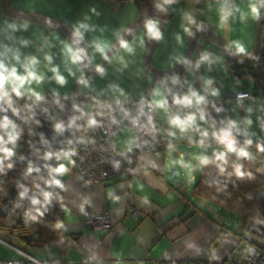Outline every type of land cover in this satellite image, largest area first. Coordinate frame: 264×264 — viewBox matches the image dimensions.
<instances>
[{"label": "crops", "instance_id": "1", "mask_svg": "<svg viewBox=\"0 0 264 264\" xmlns=\"http://www.w3.org/2000/svg\"><path fill=\"white\" fill-rule=\"evenodd\" d=\"M29 2L30 0H9V6L17 12L49 16V18L61 21L71 27L75 24L69 21L72 19L71 16L67 13L65 16L66 8L63 6L62 9H54V7L40 9L30 5ZM203 4L196 6L195 3H175L167 12L166 28L174 27L177 15L194 11L193 9L201 10ZM151 5L153 4L145 3L144 7L141 6L138 15L128 19L124 27H129L137 19V16L139 17ZM200 14L199 11L193 13L198 24L215 26L212 23L215 20L214 15L205 13L204 16L201 15L200 17ZM10 22L27 23L29 27L12 31L7 29V23ZM216 26L220 28L218 25ZM194 28L195 26L192 30ZM228 28V26L224 28L225 33L228 32ZM216 30H219V35L227 43L236 39L232 31L226 35L223 29L222 31H220L221 29ZM140 31L142 30L140 29L136 33ZM52 32L59 33L64 38H71L68 34L45 23L7 15L2 9V0H0V52L4 51L2 45L7 44L12 48H18L22 56L40 55L39 50L43 43V37L49 36ZM7 34H10L12 39L7 38ZM21 40H27L28 44H21ZM199 40L200 43L197 44L196 51L192 56L194 59L193 66L187 71V75L182 81V84H186V90H188V82L191 76H195L194 88L196 90L204 83L205 76L201 77L199 72L201 65L199 68H196L195 65L200 54L205 50L221 57V63L228 69L230 77L234 78L230 82L238 84L235 80L240 78L232 73L223 52L216 43L215 47L212 44L213 39L209 36H202ZM186 41L188 42L189 38ZM243 43L251 54L255 47V35L252 29L245 33ZM186 47L187 44L183 47L182 45L179 46L180 49L170 55L172 58L169 61L160 57L158 61L162 64L170 63V67H162V69L175 66L178 63L175 58L182 56L180 54H183ZM47 50L54 53V63L61 64L63 67L58 48L53 47ZM146 50L142 47L139 53L138 60L141 61V64L144 61ZM9 55L11 54L9 53ZM100 60L97 57L95 62L100 63ZM213 64L217 70L219 62ZM204 65L206 66L207 63ZM83 72L89 84H95V90L78 82L79 73L76 76H69L66 72L64 74L67 77V82L64 85L46 79L38 86V90L43 93L44 97L52 94L70 95L89 91L94 93L95 91L106 92V89L98 85L101 74L96 76L93 74V78L89 79L90 73L84 69ZM48 75L50 76L51 73ZM210 79L213 81L212 84H218L214 74L211 75ZM241 100L246 99L239 101ZM171 104L174 103L168 102V105ZM160 122L166 124L168 120L165 123ZM261 131L264 132V127L261 128ZM167 136L168 134L166 135L168 146L170 143H185L176 142V139L174 142L169 141ZM131 138L132 132H130L124 149L119 148L115 142L116 147L126 150ZM260 140L264 144L263 136ZM185 144L190 148L189 143ZM168 146L164 151L142 155L140 164L135 167L133 174L105 183H83L79 178L78 167L70 170L63 176L65 185L63 230L65 234L56 243L25 250L48 264H222L227 261L231 253L237 248V235L230 231L231 234L225 237L223 230L229 229L226 226V217L221 215L219 210L207 201H203L194 195L197 200L194 202V199L186 193L184 189L186 182L184 183L182 170L178 167L171 169L166 167ZM177 151L178 149L174 151V156ZM188 158L190 157L186 156V159ZM174 169L178 170L181 183L173 179L172 172ZM193 177V180L197 179L195 175ZM133 209L141 212L142 216L135 217ZM103 214L110 216L113 224L111 229L86 222L89 218ZM13 253L14 256L10 259L19 257L16 252L13 251ZM10 259L0 257V260Z\"/></svg>", "mask_w": 264, "mask_h": 264}, {"label": "clouds", "instance_id": "2", "mask_svg": "<svg viewBox=\"0 0 264 264\" xmlns=\"http://www.w3.org/2000/svg\"><path fill=\"white\" fill-rule=\"evenodd\" d=\"M154 3L157 9L167 13L176 3V0H154ZM207 7L215 10L218 17V26L222 29L226 28L229 19H235L237 14L241 21L247 19L259 21L261 18H264V0H246L243 3H237L236 0H214V2L208 3ZM92 11L95 12L96 10L93 8ZM88 20L89 17L85 16L83 20L72 25L71 38H64L56 32L43 37V43L39 50L40 55L29 54L22 56L18 48H12L7 44L2 45L4 51L0 52V114H2L0 115V171H3L5 167H13L10 161L15 155L16 143L24 130L19 123L7 114L9 109L13 116L18 117L21 121L27 122L31 119L30 116L22 115L21 110L13 106L11 94L14 93L16 97L27 95L32 99L33 104L43 101L45 97L38 90V86L46 79L54 80L57 84L64 85L67 82L65 72L69 76H76L79 73L80 75L77 77L78 82L87 87L89 81L84 76V67L94 64L98 73L101 75L105 73V68L100 63L95 62L97 57L109 63L115 61L121 66L127 67V57L135 54L138 46L143 47L146 40H160L163 38L161 21L153 17L146 19L143 23L142 31L139 34H133L131 39H125L123 33H131L132 30L128 27H122L114 31L112 39L96 37L88 40L86 39V33L95 31V26L90 24ZM183 20L185 21L182 25L183 31L189 36L193 34V26L200 27V24L197 23L196 18L191 12H184ZM28 27L27 23H7V29L12 31L27 29ZM7 38L12 39L10 34H7ZM176 39L179 43H182V38L179 34H177ZM20 43L27 45L28 41L21 40ZM82 44L83 46H81ZM53 47L58 48L59 54L62 57L63 67L61 64L54 63V53L47 50ZM226 47L236 54L250 55L245 45L238 39L230 40ZM175 59L179 62L182 57L178 56ZM220 60L221 57L219 55H213L211 52L205 50L200 54L195 67L199 68L204 63L211 66L214 62H219ZM48 73H51V75L49 76ZM171 79L173 84L179 83L176 77H172ZM212 83L211 79L205 78L203 85L204 94H201V91L196 90L189 84L187 92L183 95H175L173 100L178 105L194 108L196 111L185 112L184 114L174 113L168 115L167 118L170 126L168 129L169 137H175L178 133L181 136L186 133H199L200 138L198 140H194L191 135L188 136L189 144L201 149L199 152L188 154L180 152L179 155L174 156L173 153L176 150V146L171 143L168 146L166 167L168 169L173 167L181 169L184 178L189 184L194 179V170H198L208 164H214L218 168L219 173L226 177L251 178L253 175L242 163L238 162L240 158L252 159L254 154L249 150V146L253 143L251 139H247L243 145H239L233 135V131H241L236 121H227V126L219 130L215 129L213 122L211 124L212 131H209L207 128H201L197 123L198 120L205 121V109L202 105L206 106L209 103L207 95L215 96L219 94L218 90L212 87ZM162 84H164L163 81L156 84L150 103L153 107L163 109L168 113L170 109L165 92L161 87ZM164 86L166 88V84ZM120 91L122 92V90ZM28 107L31 108L32 105H28ZM74 107L81 112V116L72 117L67 125L63 121L55 123L54 128L57 133L63 134L66 127L80 128L81 126L76 122L83 116L87 117V127L98 124L93 114L85 113L78 105H74ZM220 110V108H216L217 112ZM205 122L208 123L207 121ZM245 123L251 125L252 120L246 119ZM210 136L223 146L221 150L214 149L211 157L203 151V149L209 146L207 140ZM72 143V140L68 141L69 145ZM9 144L12 147H9ZM256 148L259 152L264 153V144L258 143ZM229 153H235L237 161H229ZM76 155L77 150L74 147L57 152L51 150L45 151L43 153L45 161H49L55 157V160L59 163L55 166L48 163L44 165L48 171V175L47 177L38 176V179L42 183L34 182L32 188L23 184L19 185L21 190L14 210L22 208L23 201L27 199L29 206L23 209V216L26 222H38L49 211V206L54 200H63L60 190H63L65 185L61 177L69 173L71 166L75 165L76 161L74 157ZM186 155L190 158L186 159ZM229 164H231V170H228ZM258 171L264 172V168H260ZM33 172L39 174L41 169L34 166L32 162H29L25 175L28 176ZM54 226L56 228H63L64 223L57 221ZM252 229L254 231L245 230L244 236L249 239L264 240V219L254 218ZM241 243L245 245L244 252L249 254L255 252V247L248 242V239L242 240Z\"/></svg>", "mask_w": 264, "mask_h": 264}, {"label": "trees", "instance_id": "3", "mask_svg": "<svg viewBox=\"0 0 264 264\" xmlns=\"http://www.w3.org/2000/svg\"><path fill=\"white\" fill-rule=\"evenodd\" d=\"M108 2H124L128 0H106ZM138 4L150 3L154 4V0H135ZM185 3L203 4L208 2H214V0H181ZM142 29V28H141ZM220 49V47L217 45ZM221 50V49H220ZM222 51V50H221ZM223 52V51H222ZM232 73L238 78L251 77L258 84H261L264 89V47L261 45L257 55L250 62H239L229 57L223 52ZM193 57L189 61V66H193ZM253 66L251 70L250 67ZM256 74L253 76V74ZM187 75V70L181 73L178 86L182 90L178 92L179 95H183L187 92L186 84H182V81ZM241 92H248V90L241 89ZM183 92V93H182ZM238 92L234 94L236 96ZM14 94V93H13ZM250 94V93H249ZM259 97V94H254ZM60 96V95H57ZM62 96V95H61ZM233 96H226L221 94L219 97H210L209 103L205 109V121L210 125V131H212L211 124L214 122L216 130L227 126L228 118L232 119L230 107L226 103L227 100L232 99ZM264 98V97H263ZM13 106L21 110V114L24 116H30L27 122L21 121L18 117L13 116L9 109L8 115L21 125L24 129L16 143L15 151L17 156L14 155L11 158L12 168L5 167L3 171H0V233L8 235L12 239L18 242V245L13 244L22 249H31L34 247H42L59 241L60 237L64 235L63 228H56L54 225L57 221L64 222L65 220V205H64V189L60 190L63 197L62 201L54 200L49 206V211L38 222L25 221L23 216V209L29 206V201L25 199L22 203V208L15 209V203L18 199L20 188L19 185L23 184L32 188L34 182H40L38 176L47 177L48 171L44 167L46 163L55 166L58 161L53 157L49 161L43 159V153L46 151L42 149L36 139V132L42 128L43 125L35 119L29 111H27L23 102L13 98ZM215 105V107H213ZM170 108L169 115L174 113L184 114L185 112H194V108H189L184 105H178L176 103L168 105ZM216 108H220L219 112ZM199 114V113H197ZM2 115V114H0ZM165 135L168 134L169 124H161ZM242 128L245 126L242 125ZM236 132V131H235ZM239 137V145H243L244 141L251 139L252 145L249 146V150L253 152L252 159L240 158L238 161L242 163L245 168L253 173L251 178H237L226 177L219 173L218 168L214 164L204 165L200 168V177L197 180L193 194L207 202L218 205L238 217L242 222L241 231L233 230L232 228L226 229L234 232L237 237L244 235L245 230H253L252 225L254 218L264 219V172L258 171L260 168H264V153L257 150L256 145L258 143L263 144L261 140L254 138L249 134H243L236 132ZM195 134V132H193ZM6 138V137H5ZM198 137L194 140H198ZM176 142L189 143L188 137L179 136L175 140ZM168 142V141H167ZM208 143H214V139L207 140ZM217 145V144H216ZM12 147L11 144L8 145ZM39 150V151H37ZM211 157V156H210ZM229 161H237L235 153L228 154ZM32 162L34 166L39 167L41 172L39 174L33 172L26 176L25 172ZM7 163V162H5ZM231 170V164L229 169ZM63 181V177H61ZM43 186V185H42ZM239 230V229H238ZM2 239V238H1ZM4 240V239H3ZM264 244V240H258ZM181 264V263H180ZM186 264V263H185ZM222 264H235L228 258Z\"/></svg>", "mask_w": 264, "mask_h": 264}, {"label": "rangeland", "instance_id": "4", "mask_svg": "<svg viewBox=\"0 0 264 264\" xmlns=\"http://www.w3.org/2000/svg\"><path fill=\"white\" fill-rule=\"evenodd\" d=\"M236 2L243 3V2H246V0H236ZM180 3L182 4L183 1L176 0V4H180ZM208 3H211V2H208ZM208 3H204L203 8L201 10L193 9L194 11H190V12L192 14L193 13L195 14V13H198L199 11L201 13L200 17L201 15L204 16L205 13L208 15H214L215 20L212 23L215 26L212 27L211 25H208V24L206 25L210 26L213 29V31L219 35L218 33L219 30H216V29H221L220 31H222V28H218L216 26L218 25V17L214 9H209L207 7ZM29 4L35 7L37 6L40 9H50L53 7L54 9H58V8L62 9L61 7L63 6L64 8H66L64 11L65 16H66V13L69 16H71L72 19H70L69 21H71L72 23H76L80 20H83L85 16H88L89 17L88 22L95 26V31L86 33V39L88 40L96 38V37H104V38L112 39L114 31L119 28L124 27V24L126 23V21L130 19L131 17H135L136 15H138L139 8L141 6L142 7L145 6V3L138 4L135 0H128L124 2H112V3L106 0H30ZM195 5L199 6L197 4ZM93 8L96 10L95 12L92 11ZM177 16H178L177 20L174 22V27L171 29L169 27L165 28L164 33H163V38L161 39L160 44L158 45V47L156 48L153 54V57H152L153 64L159 70H165L164 68L162 69V67H170L169 66L170 63H168L167 61H169L172 58L170 57L172 53L180 49L179 46L181 47L182 45L183 47V45L185 46L187 44V47L185 51L183 52V54H180L182 56H179L182 58L188 48L192 35L189 36L187 33L183 31L182 25L185 23V21L183 20V15H177ZM46 17H49V16H46ZM259 21L254 22L251 19L241 21L237 14L235 19H232V18L229 19L228 32L225 33L224 28H223V32L226 35H229L232 31L234 37L238 40H241V42L243 43L245 40V33L249 29L250 30L252 29L255 35V39H256V29H257ZM194 29L192 30V32L194 31ZM139 33H135V34H139ZM177 34L181 36L182 43H179L177 41L176 39ZM220 37L224 40L222 36ZM188 38H189V41L187 42L186 39ZM147 42L148 41L146 40L143 46L145 50L147 48L144 58H143L144 60L142 63L143 66L141 64V61L138 60L140 56L139 53L142 50V47H139V46L137 47L135 54L127 57V60H128L127 67H123L118 62H115V61H113L112 63L107 62V64L104 66L105 73L104 75H101L100 84H98L100 87H103L104 89H106V92L100 93V92L95 91L97 96L103 97V98H109V99H122V98L126 99L129 97H151L152 99L153 89L155 88L156 84L160 82H158L157 76L148 68V65H147L148 50H149V47L151 46V42L149 43V46H147ZM199 43H200V40L198 41V44ZM212 44H214V47H215V42L213 40H212ZM261 45H263L264 47V30L262 32ZM181 49H184V48H181ZM160 57L161 59L167 60L166 61L167 63L162 64L161 62H159L158 60ZM166 69H169V68H166ZM199 72H200L201 77H203L204 75L205 78H209V79L211 75L214 74L217 80L218 84H212V87L217 89L219 94L215 96L208 94L207 95L208 98L219 97L221 94H224L226 96H233L232 99H229L226 101V103L230 107L231 116H232V119L228 118V121L229 120L236 121L239 128L241 129L240 132L243 134H249L258 140H260L262 136L264 137V132L262 133L261 131L262 124L264 123V98H263L264 89H263V86L261 84H258L251 77L236 79L235 81L238 84H233L234 82L231 83L230 80H233L234 78L230 77V73L228 69L223 63H221V61H219L217 70L215 69L214 64H212L211 66H209L208 64L206 66L202 64ZM97 74H100V73H96L94 74V76H96ZM194 80H195V76H191L188 82V86L189 84H191V86L194 88V84H195ZM94 85L95 84L93 85L89 84L88 86L90 87V89L92 88L93 90H95ZM203 85L204 83L202 84L201 87L197 89L198 91H201V94H204ZM244 88L249 91L250 96L245 98L246 100L244 101L242 100L239 101L240 99H237L236 96H234V94L237 91L244 89ZM120 90H122V92ZM255 93L259 94V97H256L254 95ZM206 106L202 105V107L204 108ZM249 109H251V111H249ZM167 118H168V113H166L163 109L159 108L160 121L165 123L167 121ZM246 119H251L252 124L251 125L246 124L245 123ZM197 123L201 126V128H207L210 131V125L206 123L205 121L198 120ZM242 125L245 126V128H242ZM130 132H132V130L129 127H125L121 130V135H119L115 139L116 145L119 148L121 149L125 148V144H126L127 139L130 136ZM189 135H191L193 138L196 139L199 133H195V134L186 133L183 135V137H188ZM179 136L181 135L178 133L177 136L175 137H169V136L167 137L169 141L174 142V140ZM208 139H211V136ZM172 144L176 146V149H178L175 156L179 155L180 152L188 154V153H194V152L201 151V149L195 148L192 145H190V148H189L187 144L185 143H172ZM208 145L209 146L203 149V151L209 157L213 155L214 149L221 150L223 148V146L216 145L214 143H208ZM16 154L17 152L15 151V155ZM193 175H195L197 179L193 180L191 184H189L188 181L183 177L184 183L186 182L184 189L186 190V193L190 196V198L194 199V202H196L197 200H196V197H194L193 188L197 180L200 177V169L194 170ZM208 203L214 208H216L217 210H219V213L221 215L226 217V226L229 229H230L229 220H237V226L239 227V230L237 231H241L240 228L242 227V222L238 217L234 215V213L222 207H219L218 205L213 204L211 202H208ZM0 238L4 239V241H9L13 244L18 245V242L12 239L11 237H9L8 235L0 233ZM13 256H14L13 251L8 246L0 242V257L2 258L5 257V258L10 259Z\"/></svg>", "mask_w": 264, "mask_h": 264}, {"label": "built area", "instance_id": "5", "mask_svg": "<svg viewBox=\"0 0 264 264\" xmlns=\"http://www.w3.org/2000/svg\"><path fill=\"white\" fill-rule=\"evenodd\" d=\"M92 78L93 75L89 74V79ZM11 95L22 101L24 108L43 125L36 132L37 142L42 149L57 152L74 147L77 150L74 157L76 163L71 166V170L78 167L79 178L83 183H105L131 175L140 164L142 155L167 149L168 142L159 120V109L151 105L150 97L109 99L89 91L62 96L48 95L43 101L33 104L27 95L22 97ZM249 96L248 92L236 94L237 99ZM28 105L32 107L29 108ZM74 105H78L85 113L93 114L98 124L87 127V117L83 116L76 122L80 128L66 127L63 134L57 133L55 123L63 121L67 125L72 117L81 116V112ZM125 127L132 130V138L126 150H121L116 147L115 138ZM233 135L239 143L235 131ZM69 140L73 141L71 145L68 144ZM214 142L220 145L215 140ZM133 213L137 218L142 216L138 210L133 209ZM86 222L91 225H102L107 229L113 226L108 214L89 218ZM230 234V230H223L225 237ZM245 239L255 247L254 253L244 252L245 245L241 241ZM0 242L19 255L16 259L0 260V264H48L1 238ZM229 260L235 264H264V244L242 235L238 237L237 248L231 253Z\"/></svg>", "mask_w": 264, "mask_h": 264}, {"label": "water", "instance_id": "6", "mask_svg": "<svg viewBox=\"0 0 264 264\" xmlns=\"http://www.w3.org/2000/svg\"><path fill=\"white\" fill-rule=\"evenodd\" d=\"M2 9L9 16L45 23L53 28H56L68 34L71 37L72 27L68 26L67 24L61 21H58V20H55L53 18H49L46 16L37 15V14H29V13H22V12L14 11L9 6V0H2ZM153 17L158 18L161 21V32L164 33V30L167 24V13L162 12L159 9H157L154 3L149 8H147L142 14H140V16L128 27L132 31L131 33H123L124 38L125 39L132 38L133 34H135L137 31L143 28L144 21L148 18H153ZM263 30H264V18H262L259 21L257 29H256L255 47H254L253 52L249 56H240L234 53L229 48H227L226 47L227 43L216 32H214L210 26L200 25L199 28L195 27L193 34L191 36L188 48L183 58L181 59V61L178 64H176L174 67L165 69V70L157 69L154 66L153 61H152L153 54L156 48L158 47V45L160 44L161 39L160 40H147L148 41L147 45L151 42V46L149 47L148 55H147V65H148V68L157 76L158 82H161V81L164 82V84H162L161 87L163 91L165 92V96L168 102L175 103L173 100V97L177 95L178 92L182 89L180 86H178V84H173L171 78L176 77L178 80H180L181 73L184 70L188 71L189 69H191V67L189 66V63L187 62L191 60L193 54L195 53L198 41L201 38V36H209L210 38H212L214 42L220 47V49L232 59L239 61V62H250L252 59L255 58V56L257 55L261 47ZM81 46H83V44ZM107 62L108 61L101 60L100 64L102 67H104L107 64ZM83 69L92 75L98 73L95 69V66H92V65H88L84 67ZM250 69L252 70L253 66H251ZM255 75L256 74L254 73L253 76ZM165 84H166V88L164 86ZM169 89L170 91H168ZM172 177L175 181H179L181 183L180 174L178 170H175V169L173 170ZM229 225H230V228H232L233 230L239 229V227L237 226V220H229Z\"/></svg>", "mask_w": 264, "mask_h": 264}, {"label": "flooded vegetation", "instance_id": "7", "mask_svg": "<svg viewBox=\"0 0 264 264\" xmlns=\"http://www.w3.org/2000/svg\"><path fill=\"white\" fill-rule=\"evenodd\" d=\"M177 95H179V94H177Z\"/></svg>", "mask_w": 264, "mask_h": 264}]
</instances>
